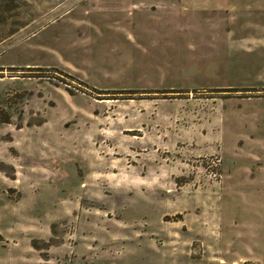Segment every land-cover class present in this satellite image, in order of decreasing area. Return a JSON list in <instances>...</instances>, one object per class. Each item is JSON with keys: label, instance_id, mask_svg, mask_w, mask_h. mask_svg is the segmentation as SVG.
<instances>
[{"label": "rangeland", "instance_id": "1", "mask_svg": "<svg viewBox=\"0 0 264 264\" xmlns=\"http://www.w3.org/2000/svg\"><path fill=\"white\" fill-rule=\"evenodd\" d=\"M0 264H264V0H0Z\"/></svg>", "mask_w": 264, "mask_h": 264}]
</instances>
